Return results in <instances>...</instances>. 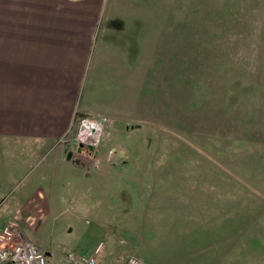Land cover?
Segmentation results:
<instances>
[{
	"label": "rangeland",
	"instance_id": "obj_1",
	"mask_svg": "<svg viewBox=\"0 0 264 264\" xmlns=\"http://www.w3.org/2000/svg\"><path fill=\"white\" fill-rule=\"evenodd\" d=\"M104 18L116 23L109 35L125 52L141 43V87L125 99L136 111L127 108L115 127L104 115L85 117L106 122L105 135L80 151L145 155L135 169L156 171L159 201L175 208L136 233V255L150 264H264V2L193 0L188 13ZM63 223L51 214L17 232L50 252L47 264H68V250L89 255L99 241L101 264L135 255L113 249L89 218Z\"/></svg>",
	"mask_w": 264,
	"mask_h": 264
},
{
	"label": "crops",
	"instance_id": "obj_2",
	"mask_svg": "<svg viewBox=\"0 0 264 264\" xmlns=\"http://www.w3.org/2000/svg\"><path fill=\"white\" fill-rule=\"evenodd\" d=\"M191 1L0 0V231L51 214L68 225L89 218L113 249L136 255L141 227L175 210L159 201L157 172L135 169L145 155L88 153L60 139L75 117L104 115L113 128L136 111L125 99L141 87V43L125 52L104 13H188Z\"/></svg>",
	"mask_w": 264,
	"mask_h": 264
},
{
	"label": "built area",
	"instance_id": "obj_3",
	"mask_svg": "<svg viewBox=\"0 0 264 264\" xmlns=\"http://www.w3.org/2000/svg\"><path fill=\"white\" fill-rule=\"evenodd\" d=\"M106 122L89 118H81L72 133V142L75 146L97 147L104 138V125ZM104 244L98 242L89 255H77L73 251L66 252L69 264H101V254ZM45 251L35 242L21 237L17 227L12 224L5 225L0 231V264H47ZM120 264H150L137 255L127 256Z\"/></svg>",
	"mask_w": 264,
	"mask_h": 264
},
{
	"label": "water",
	"instance_id": "obj_4",
	"mask_svg": "<svg viewBox=\"0 0 264 264\" xmlns=\"http://www.w3.org/2000/svg\"><path fill=\"white\" fill-rule=\"evenodd\" d=\"M81 149H82V145L79 146L78 151H80ZM87 149L91 151L92 147L91 146H87Z\"/></svg>",
	"mask_w": 264,
	"mask_h": 264
}]
</instances>
